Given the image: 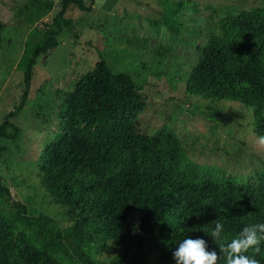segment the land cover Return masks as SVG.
Listing matches in <instances>:
<instances>
[{
    "label": "trees",
    "instance_id": "obj_1",
    "mask_svg": "<svg viewBox=\"0 0 264 264\" xmlns=\"http://www.w3.org/2000/svg\"><path fill=\"white\" fill-rule=\"evenodd\" d=\"M85 1L60 0L51 22L36 26L26 36L16 63L23 73L24 89L18 105L0 122V138L19 137L20 128L13 119L26 103L36 60L57 46L63 28H72V19L65 16L70 4L85 12L93 9L94 0H88V5ZM54 5V0L44 1L47 10ZM251 18V12H226L219 17L206 32L185 88L206 99L242 104L252 114L254 135L261 138L264 36L249 30ZM36 33L40 39H35ZM144 107L141 86L131 75L114 72L104 59L98 60L76 81L60 107L58 131L38 159L41 185L75 217L101 224L110 240L131 246L134 255L149 247L166 264L175 263V247L183 239L199 236L220 253L219 264H226L221 249L245 226L264 223V169L247 183L194 173L185 166L171 130L163 129L154 138L135 129ZM0 190L10 195L1 183ZM134 200L141 203L137 225L132 221ZM15 207L35 233L16 244L10 240L6 254L2 242L10 239L16 218L0 216V264H51L48 254L64 247V231L51 217L30 216L19 202ZM217 223L223 225V232L213 244L204 234ZM247 254L264 264V242L259 253L249 250Z\"/></svg>",
    "mask_w": 264,
    "mask_h": 264
},
{
    "label": "rangeland",
    "instance_id": "obj_2",
    "mask_svg": "<svg viewBox=\"0 0 264 264\" xmlns=\"http://www.w3.org/2000/svg\"><path fill=\"white\" fill-rule=\"evenodd\" d=\"M44 1L0 0V122L24 89L16 63L26 36L60 9V0L51 10ZM226 12H251L249 30L264 36V0H94L90 12L68 6L72 28H63L57 46L37 58L26 103L13 119L19 137L0 138V183L10 192L0 190V216L16 218L10 239L2 242L6 254L11 241L35 233L17 215L19 202L30 216L51 217L64 231V247L48 254L51 264H166L154 249L134 255L128 244L110 240L101 224L75 217L40 183L38 159L58 131L60 107L100 59L141 86L145 107L135 129L154 138L171 130L194 173L247 183L264 169V143L253 133L251 112L238 102L206 99L185 88L206 32ZM131 210L137 225L141 203L134 200Z\"/></svg>",
    "mask_w": 264,
    "mask_h": 264
},
{
    "label": "clouds",
    "instance_id": "obj_3",
    "mask_svg": "<svg viewBox=\"0 0 264 264\" xmlns=\"http://www.w3.org/2000/svg\"><path fill=\"white\" fill-rule=\"evenodd\" d=\"M264 143V137H261ZM223 232V225L217 223L215 228L204 234L212 239L214 244ZM264 242V223L245 226L237 237L221 249L226 253V264H260V261L248 255L249 250L260 252V245ZM175 264H219L220 253L216 248H210L208 240L203 237H188L183 239L172 252Z\"/></svg>",
    "mask_w": 264,
    "mask_h": 264
}]
</instances>
